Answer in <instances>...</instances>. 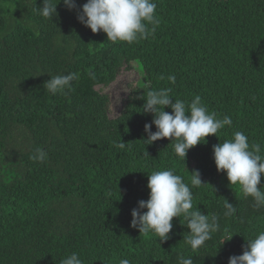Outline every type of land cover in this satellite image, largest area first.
I'll return each mask as SVG.
<instances>
[{"label":"trees","instance_id":"1","mask_svg":"<svg viewBox=\"0 0 264 264\" xmlns=\"http://www.w3.org/2000/svg\"><path fill=\"white\" fill-rule=\"evenodd\" d=\"M154 2V35L128 44L93 34L63 3L51 22L37 14L42 0H0V264H60L74 252L83 264H178L181 256L228 264L264 231V207L230 186L213 159V146L236 131L264 157V0ZM133 65L142 78L113 112L105 90ZM71 72L79 79L66 94L46 90L51 76ZM161 88L186 103L200 96L232 125L185 160L175 141L146 144L153 116L143 113V99ZM37 148L44 162L30 159ZM160 170L189 184L193 210L218 217L219 230L196 252L183 239V217L164 242L130 226L132 210L149 199L148 174ZM193 172L201 186L191 185ZM225 200L236 207L232 216L224 215Z\"/></svg>","mask_w":264,"mask_h":264},{"label":"clouds","instance_id":"2","mask_svg":"<svg viewBox=\"0 0 264 264\" xmlns=\"http://www.w3.org/2000/svg\"><path fill=\"white\" fill-rule=\"evenodd\" d=\"M69 11H76L77 20L93 34H106L107 41L112 43L126 42L128 44L146 40L154 35L159 19L156 16L157 4L154 0H87L78 7L76 0H60ZM57 3L54 0H42V5L36 8L37 14L46 20L58 15ZM149 25L152 27L149 28ZM163 79V77H161ZM79 79L75 72L66 75L51 76L44 84L52 94H66L73 88V82ZM175 84L176 77H167ZM146 87L148 85L146 84ZM171 88L158 90L149 89L143 104V113L152 114L151 123L144 125L146 144H152L161 139H170L174 152L178 157L186 159L190 149L198 144H206V137L216 136L219 130L232 125V119L224 116L218 119L216 113L209 112L206 105L196 96L190 103L174 99ZM174 99V102H173ZM170 108L171 112H166ZM155 125L156 131L152 132ZM171 143V144H172ZM124 148V143L117 145ZM260 145H249L248 137L240 131L233 134L232 139L225 140L213 146V159L216 169L225 173L230 186L238 185L243 196L252 197L254 207H264V186L258 188L264 177V157L259 155ZM30 159L44 162L47 153L37 148ZM192 186H201L199 172L192 173ZM147 188L150 190L147 201H139L138 207L131 212L130 226L140 234L149 233L157 236L159 241H167L172 231L174 218L183 217L189 231L184 237L193 252L201 249L211 234L219 230L218 217L211 218L203 214L197 207L193 210V193L188 183L174 173L173 170H160L148 174ZM225 216L236 213V207L225 200ZM146 210V211H141ZM228 235L226 242L232 239ZM247 246L242 255L229 257L228 264H264V231L255 238L247 240ZM60 264H83L77 253H71L62 259ZM119 264H130V260L121 259ZM178 264H193L192 259L178 257Z\"/></svg>","mask_w":264,"mask_h":264},{"label":"rangeland","instance_id":"3","mask_svg":"<svg viewBox=\"0 0 264 264\" xmlns=\"http://www.w3.org/2000/svg\"><path fill=\"white\" fill-rule=\"evenodd\" d=\"M142 78L141 69L133 65V69L129 72H125L117 81L105 90L111 99V108L113 112H116V109L121 101V99L126 96L131 87H135Z\"/></svg>","mask_w":264,"mask_h":264}]
</instances>
